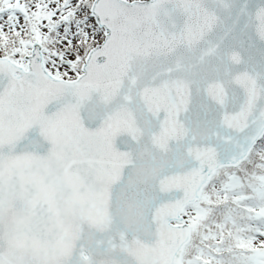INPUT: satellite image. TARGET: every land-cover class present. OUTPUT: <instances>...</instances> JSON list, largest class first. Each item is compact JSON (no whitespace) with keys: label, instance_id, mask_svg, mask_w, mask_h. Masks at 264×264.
Listing matches in <instances>:
<instances>
[{"label":"snow or ice","instance_id":"6c2138e0","mask_svg":"<svg viewBox=\"0 0 264 264\" xmlns=\"http://www.w3.org/2000/svg\"><path fill=\"white\" fill-rule=\"evenodd\" d=\"M0 264H264V0H0Z\"/></svg>","mask_w":264,"mask_h":264}]
</instances>
